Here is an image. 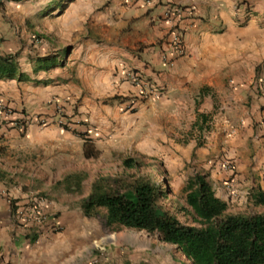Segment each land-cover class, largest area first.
<instances>
[{
    "label": "crops",
    "instance_id": "obj_1",
    "mask_svg": "<svg viewBox=\"0 0 264 264\" xmlns=\"http://www.w3.org/2000/svg\"><path fill=\"white\" fill-rule=\"evenodd\" d=\"M247 1L238 10L237 0H159L148 8L138 0H10L0 6V57L16 65L12 79H0L1 96L35 114H52L51 101L74 100L91 129L51 125L20 132L0 124V264H63L70 243L65 232L29 234L16 224L9 199L24 203L39 194L57 216L47 195L56 186L75 189L73 177L89 165L86 140L103 159L125 149L123 139L142 134L137 143L150 153L153 138L163 133L162 119L176 120L177 109L203 90L199 116H208L217 97L228 110L216 137L228 134L222 141L237 173L230 183L222 164L205 163L207 180L225 202L256 204L264 191V106L251 87L264 76V0ZM170 2L195 9L198 20L183 22L185 53L166 68L158 43L169 33L163 13ZM124 66L144 71L168 94L124 113L119 97L131 91L121 78Z\"/></svg>",
    "mask_w": 264,
    "mask_h": 264
},
{
    "label": "rangeland",
    "instance_id": "obj_2",
    "mask_svg": "<svg viewBox=\"0 0 264 264\" xmlns=\"http://www.w3.org/2000/svg\"><path fill=\"white\" fill-rule=\"evenodd\" d=\"M202 103V93L194 94L192 99L187 98L177 109L176 120L173 115L163 118V133L153 138L155 148L150 153L142 152L140 143H137V138L142 134L134 139L128 137L122 141L125 149L113 150L103 159L100 156L90 158L87 171L72 179L75 189L56 186L50 194L48 190L46 193L42 192L43 195L48 193L47 196L52 198L57 207L58 218L63 217L66 221V226L61 224V230L57 232H65V238L70 242L63 255V264H192L176 246L163 242L158 233L128 228L110 229L106 226L107 211L104 208L87 216L82 203L91 195L94 184L101 179L110 180L106 183V190L111 192H125V186H130L137 180L149 179L161 187L163 194L159 206L165 212L186 226L201 227L187 205L189 181L197 175L207 179L209 171L205 169V163L221 166L224 162L231 161L236 166L235 159L227 156L225 149L228 144L222 141L228 134L220 132L219 136L222 137H216L219 134L217 129H220L222 118L228 110H222L223 102L219 97L214 98V106L207 113V119L200 122L198 110L204 109V106L201 107ZM216 142V147L211 146L216 145ZM192 145V152L185 154L182 151L190 150ZM127 159L135 160L136 165L126 167L124 162ZM236 175V170L234 174H230V183ZM84 179H87L85 185L76 187L77 181ZM232 200L233 198L226 202L228 215L252 217L264 214V205H254L250 199L247 203ZM113 234L124 238L113 241Z\"/></svg>",
    "mask_w": 264,
    "mask_h": 264
},
{
    "label": "trees",
    "instance_id": "obj_3",
    "mask_svg": "<svg viewBox=\"0 0 264 264\" xmlns=\"http://www.w3.org/2000/svg\"><path fill=\"white\" fill-rule=\"evenodd\" d=\"M15 73L12 58L0 57V79H12ZM201 93L205 95V90ZM206 119L201 115L200 122ZM99 154L86 140L85 157L97 158ZM124 165L130 168L136 161L127 159ZM109 181H97L82 203L87 216L104 208L108 228L158 233L163 242L176 246L192 264H264V214L228 215V204L216 197L205 176L197 175L187 185V205L201 227L186 226L165 212L159 206L163 192L156 182L141 179L125 186V192H111L106 190ZM256 205H264V191L258 194ZM123 238L113 234L111 240Z\"/></svg>",
    "mask_w": 264,
    "mask_h": 264
},
{
    "label": "built area",
    "instance_id": "obj_4",
    "mask_svg": "<svg viewBox=\"0 0 264 264\" xmlns=\"http://www.w3.org/2000/svg\"><path fill=\"white\" fill-rule=\"evenodd\" d=\"M9 1L0 0V6ZM138 1L147 8L159 3V0ZM247 4V0H237L236 10L242 6H247ZM164 7L163 20L168 26L169 33L158 43V47L161 50L165 67L169 68L174 63V56H182L185 53L187 29L184 27L183 22L186 19L198 20V17L195 9L186 8L180 4L170 2ZM121 76L122 81L131 88L128 95L119 97V103L124 113H134L139 104L168 94L165 86L144 71L124 66ZM251 89L255 98L261 100L264 106V76L257 78ZM47 107H52V114H35L26 110L25 107H18L14 102L0 96V124L20 132H25L30 126L47 128L51 125H57L66 131L74 130L76 127H84L87 133L91 131L88 120L74 100L51 101L47 104ZM222 167L232 174L235 173V165L231 161L224 162ZM9 204L12 207L16 224L24 228L29 234L40 236L46 232H60L61 224L57 220V216L52 213L49 200L39 194L27 197L24 203L9 199Z\"/></svg>",
    "mask_w": 264,
    "mask_h": 264
},
{
    "label": "water",
    "instance_id": "obj_5",
    "mask_svg": "<svg viewBox=\"0 0 264 264\" xmlns=\"http://www.w3.org/2000/svg\"><path fill=\"white\" fill-rule=\"evenodd\" d=\"M159 238H161V237L159 236Z\"/></svg>",
    "mask_w": 264,
    "mask_h": 264
}]
</instances>
